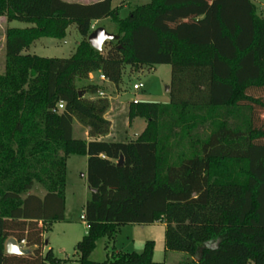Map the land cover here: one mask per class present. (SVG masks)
Segmentation results:
<instances>
[{"label": "trees", "instance_id": "1", "mask_svg": "<svg viewBox=\"0 0 264 264\" xmlns=\"http://www.w3.org/2000/svg\"><path fill=\"white\" fill-rule=\"evenodd\" d=\"M122 7L0 0V17L29 24L6 29L0 73V264L67 261L44 250V233L65 220L70 155L88 157L95 190L77 264H165L153 259L154 241L141 253L114 248L102 262L90 258L121 226L159 221L166 250L199 255V264H264V17L253 0H150L125 17ZM105 18L118 38L97 50L87 38ZM72 24L82 40L70 57L25 53L36 39H63ZM161 64L171 65L170 102H129L130 123H147L136 139L74 137L75 119L91 137L111 129L108 98L86 96L100 87L79 89L77 80L101 72L118 87L127 66ZM11 237L30 253L7 254Z\"/></svg>", "mask_w": 264, "mask_h": 264}, {"label": "rangeland", "instance_id": "2", "mask_svg": "<svg viewBox=\"0 0 264 264\" xmlns=\"http://www.w3.org/2000/svg\"><path fill=\"white\" fill-rule=\"evenodd\" d=\"M68 2H79L78 0H64ZM150 0H113V6L123 5L120 16L125 17L129 14L132 7L149 2ZM257 5L258 13L264 17V0H253ZM29 24L18 20L7 21L5 16L0 17V73L4 72L6 64L5 51V32L8 27H27ZM105 26L111 33L117 32V25L110 19H102L98 23V27ZM82 37L79 34L75 24L70 25L67 34L63 39L43 37L36 39L31 50L25 53L38 54L46 57L68 58L76 50ZM88 40V38H87ZM92 74V73H90ZM89 74V80L91 75ZM96 76L94 75L93 79ZM171 65L161 64L154 68L150 67L140 73H130L128 66L123 72L121 86L124 91L120 97L113 98L114 103L112 133L115 141L127 142L134 137L136 126H129L128 102L134 98L140 101H150L159 103H169L170 95L166 91V86L171 83ZM85 80H77V87L83 88L87 84ZM143 83L144 87L136 90L133 85L135 83ZM117 87V86H116ZM104 91V90H103ZM109 94L115 93L113 87L105 89ZM117 91V90H116ZM91 98L99 97L96 95H88ZM143 120L139 119L136 125L139 128ZM74 126L80 124L76 119ZM82 125V124H81ZM82 136L74 133V137ZM185 148V147H184ZM86 158L81 155H70L67 162V182H66V211L65 220L52 223L50 229L45 231L44 239L47 241L46 249H53L55 256L64 261V264H77V243L86 235L88 231L87 223L82 218L85 212V205L90 198L91 189L87 181V164ZM242 168L235 169V175H242ZM33 193L43 196L44 191L38 187L32 190ZM165 223L162 221L154 224H127L121 226L115 240L112 242L107 238L100 239L91 259L102 262L106 259L107 254L115 253L116 250L126 252L141 253L144 251L148 241H154L153 259L165 264H199V255L189 256L180 251H169L165 247ZM116 250H115V249Z\"/></svg>", "mask_w": 264, "mask_h": 264}, {"label": "crops", "instance_id": "3", "mask_svg": "<svg viewBox=\"0 0 264 264\" xmlns=\"http://www.w3.org/2000/svg\"><path fill=\"white\" fill-rule=\"evenodd\" d=\"M80 3H92V2H96V1H99V0H78ZM148 3V2H147ZM257 6V5H256ZM100 21H102V19L101 20H96V21H94L93 22V24H95L96 25V27H98V23L100 22ZM117 25V24H116ZM29 26V25H28ZM103 27H105V26H103ZM106 28V27H105ZM107 29V28H106ZM108 30V29H107ZM109 31V30H108ZM110 32V31H109ZM118 33V31L117 32H114V34H117ZM43 38V37H42ZM32 46H34V44H32L31 46H30V48H29V50H31V48H32ZM36 54V53H35ZM148 68H150V67H147V66H140L139 68H132V67H129L128 66V70H129V72L130 73H132V74H134V73H140V72H143V71H145V70H147ZM152 68H154V67H152ZM99 74H100V72H94V73H92V74H90L91 75V80H89V79H87V81H86V83L85 84H94V85H98V87H100V90H104V92H105V94H106V96H107V98H108V100H109V103H110V105H109V108H108V110H107V112L105 113V117L107 118V119H109L110 121H111V129H110V132L108 133V134H106V135H103V136H99V137H91V136H89V129H88V127H85V126H83V125H81V124H78V125H75L74 126V124H73V135H74V133H78V134H80V135H82V136H77V137H75V138H79V139H84V140H86V141H91V140H102V141H115V136L113 135V133H112V127H113V117L111 116V114H113L114 113V103H112L111 102V100H112V95L113 94H115V96L113 97V98H115V99H117V98H119L120 97V94L124 91V89L122 88L123 86H121L120 84H119V86L118 87H116L113 83H111L109 80H101L100 78H99ZM94 75H97L96 76V80H95V78L93 79V77H94ZM136 84V83H135ZM109 87H113L114 89H115V93H112V94H109V93H107L106 91H105V89H109ZM117 90V91H116ZM88 95H90L89 93H87L86 94V96H88ZM89 97V96H88ZM91 98V97H90ZM133 100H137V101H140L138 98H134ZM133 100H130V101H133ZM129 101V102H130ZM129 102H128V112H129ZM139 119H141V120H143L142 121V123H141V126L138 128L137 126L138 125H136V123L138 122V120ZM146 120L144 119V118H141V117H137V118H135L131 123H129V126L130 127H132L133 125L134 126H136L135 128H136V131L134 132V137L133 138H130L128 141H130V140H133V139H136L143 131H144V129H145V127H146ZM82 156V155H81ZM85 158H86V162H87V160H88V157L87 156H84ZM69 159V158H68ZM68 162V161H67ZM87 164V163H86ZM48 243V242H47ZM25 249H29L30 251H31V248H29V247H25Z\"/></svg>", "mask_w": 264, "mask_h": 264}, {"label": "water", "instance_id": "4", "mask_svg": "<svg viewBox=\"0 0 264 264\" xmlns=\"http://www.w3.org/2000/svg\"><path fill=\"white\" fill-rule=\"evenodd\" d=\"M118 38L117 34L109 32L105 27H96L91 33L88 35V42L92 47L97 50H102L105 42L114 40ZM170 86H166V91L169 92ZM81 96L82 92L79 93ZM117 164L122 166L124 164V156L121 155ZM91 191H95L91 189ZM5 251L7 254H15L22 255L30 253L29 249H25L21 246V244L17 241V239L11 237L7 240L5 244Z\"/></svg>", "mask_w": 264, "mask_h": 264}, {"label": "built area", "instance_id": "5", "mask_svg": "<svg viewBox=\"0 0 264 264\" xmlns=\"http://www.w3.org/2000/svg\"><path fill=\"white\" fill-rule=\"evenodd\" d=\"M95 28H96V25H95V24H92V26H91V31H93ZM99 78H100L101 80H104V81H105V80H108V79L105 77V75H104L103 73H101V72H100V74H99ZM133 87H134V89L139 90V89H141V88L144 87V84L141 83V82H140V83H136V84L133 85ZM98 95H99V97H107L106 94H105V92H104L103 90H99ZM136 101H137V100H136ZM62 109H64V102L60 101V102L57 104V107L54 109V111H61ZM82 218L84 219V215L82 216ZM19 243L21 244V246H22L23 248L26 247V244H25V241H24V240L21 241V242H19Z\"/></svg>", "mask_w": 264, "mask_h": 264}]
</instances>
